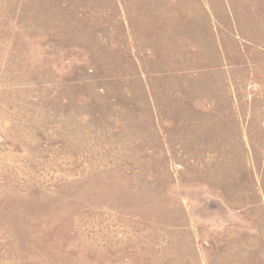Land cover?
Here are the masks:
<instances>
[{"label":"rangeland","instance_id":"374dc122","mask_svg":"<svg viewBox=\"0 0 264 264\" xmlns=\"http://www.w3.org/2000/svg\"><path fill=\"white\" fill-rule=\"evenodd\" d=\"M0 264H264V0H0Z\"/></svg>","mask_w":264,"mask_h":264}]
</instances>
